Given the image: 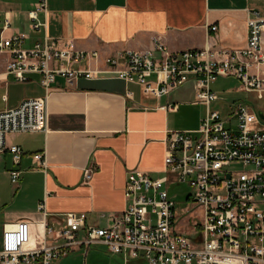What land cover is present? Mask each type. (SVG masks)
<instances>
[{"label": "built area", "instance_id": "2783aa9c", "mask_svg": "<svg viewBox=\"0 0 264 264\" xmlns=\"http://www.w3.org/2000/svg\"><path fill=\"white\" fill-rule=\"evenodd\" d=\"M47 11L39 0L29 13L33 28L44 26L38 16ZM9 21L5 22V28ZM248 41L244 49L171 51L161 39L143 51H118L102 58L98 51L77 50L73 43L46 39L32 48L22 47L26 36L0 41V55H7L6 71L16 83H28L39 75L44 96L27 99L0 112V155L9 152L18 165L24 151L9 146V135L48 132V101L58 78L68 85L82 79L113 76L140 86L146 96L161 98L192 81L195 104L208 108L219 100L212 85L219 77L234 78L242 91L264 99V17L248 12ZM211 32H217L211 26ZM100 62L107 69L100 68ZM168 108H173L171 105ZM236 132L226 128L221 113L208 111L193 132L167 133V155L162 177L134 170L124 189L127 208L105 227L88 225L85 214H66L58 227L47 221L45 204L38 207L42 219L3 226L0 264H59L82 251L84 258L94 246H104L125 263L142 259L146 264H264V122L249 105L233 104ZM34 160L42 163V155ZM241 166L242 171L233 167ZM96 171H84L89 183ZM191 190L192 207L181 217L170 198L167 175ZM19 186L20 173H10ZM192 216V218H190ZM191 227L192 233L186 229ZM200 238V243L193 240Z\"/></svg>", "mask_w": 264, "mask_h": 264}, {"label": "crops", "instance_id": "0c3cea01", "mask_svg": "<svg viewBox=\"0 0 264 264\" xmlns=\"http://www.w3.org/2000/svg\"><path fill=\"white\" fill-rule=\"evenodd\" d=\"M38 3L0 0V41L25 35L22 47L29 49L53 39L73 43L77 50L98 51L102 58L118 51L149 49L156 38L173 52L206 47L241 50L249 36L248 12L264 17V0H47V11L38 16L44 26L36 30L29 13ZM211 26L217 32H211ZM7 61V55H0V75L5 73ZM99 67L107 69L101 62ZM3 78L0 112L44 96L39 75H32L24 84ZM196 94L192 81L155 98L144 95L140 86L113 76L82 79L75 85L58 78L48 101V132L7 137L9 146L24 151L18 165L9 152L0 155V173L10 180L11 172L20 173L3 226L40 221L42 203L47 221L56 227L63 215L71 213L85 214L88 225H110L127 208L128 172L162 177L167 133L199 126L202 117L190 126L184 124L191 110L207 107L195 104ZM35 155H42L43 162H36ZM90 166L96 171L84 183V171ZM101 247H92L86 258L82 251L75 252L61 263H75L76 258L86 261L89 255L96 257Z\"/></svg>", "mask_w": 264, "mask_h": 264}, {"label": "rangeland", "instance_id": "374dc122", "mask_svg": "<svg viewBox=\"0 0 264 264\" xmlns=\"http://www.w3.org/2000/svg\"><path fill=\"white\" fill-rule=\"evenodd\" d=\"M212 91L215 92L219 101L215 102L212 107H210L211 112H220L222 120L226 121V128L236 132V118H230L233 116L230 109L233 104L244 103L249 105L256 113L264 114V99L257 100L254 95L247 94L242 91L241 83L234 78L219 77L217 81L212 85ZM207 107H196L189 112V118L184 119L185 125H191L196 123L198 117H202L200 122L206 117ZM200 125V124H199ZM191 131L184 132H193ZM1 169V164H0ZM234 171H242L241 166L233 167ZM170 183L167 185L170 198L176 203L175 211L178 217H181L185 211L191 210L192 200L191 193L192 190L184 184L176 182V175H167ZM15 186L11 183L8 176L0 173V239L2 236V226H3V216L8 209L12 207V193ZM192 218V216L190 217ZM186 231L191 234L192 230L189 226ZM194 243H200L201 239L197 238L193 240ZM75 263L69 261L60 264H125L123 259L119 256L110 255L106 248H99L96 257L89 255L87 260L84 261L82 258H76ZM130 264H146L142 259L131 261Z\"/></svg>", "mask_w": 264, "mask_h": 264}, {"label": "water", "instance_id": "95a60500", "mask_svg": "<svg viewBox=\"0 0 264 264\" xmlns=\"http://www.w3.org/2000/svg\"><path fill=\"white\" fill-rule=\"evenodd\" d=\"M259 116H260L261 120L264 122V114L263 113H259Z\"/></svg>", "mask_w": 264, "mask_h": 264}]
</instances>
